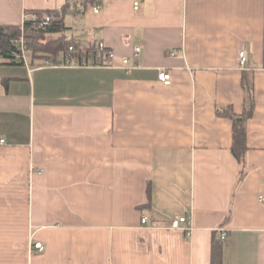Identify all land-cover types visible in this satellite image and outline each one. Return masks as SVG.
<instances>
[{
    "label": "crops",
    "instance_id": "crops-1",
    "mask_svg": "<svg viewBox=\"0 0 264 264\" xmlns=\"http://www.w3.org/2000/svg\"><path fill=\"white\" fill-rule=\"evenodd\" d=\"M135 1L0 0V25L59 12L52 38L114 55L0 57V264H264V0ZM244 74L241 164L219 111L243 116Z\"/></svg>",
    "mask_w": 264,
    "mask_h": 264
},
{
    "label": "trees",
    "instance_id": "trees-1",
    "mask_svg": "<svg viewBox=\"0 0 264 264\" xmlns=\"http://www.w3.org/2000/svg\"><path fill=\"white\" fill-rule=\"evenodd\" d=\"M65 9L63 10V12ZM40 18L43 15H49L52 17L50 25L45 29H38V22L33 20H27L24 26H6L0 25V57L15 63L14 54L19 51V41L24 38L25 46L32 52L33 57L40 59H48L52 62H57L58 57L69 62L82 63L85 60L92 58L94 63L103 64L105 63L104 58H98L96 50H85L79 48L71 40L64 36L60 38H52L54 34L62 33L66 30L63 17L59 16V12H40L35 11ZM31 14V13H30ZM30 40L33 44L30 45ZM74 46L76 52L69 53V48ZM93 52V53H92ZM59 61V60H58ZM62 61V60H60ZM242 86L246 95V108L241 118L231 111V109H225L219 111V115L229 118L233 121V154L236 159L244 164L245 154L248 149L247 147V121L253 117L255 110V99H254V86L252 80L244 74L242 80ZM222 249L219 245L213 246L212 259L213 264H221Z\"/></svg>",
    "mask_w": 264,
    "mask_h": 264
},
{
    "label": "built area",
    "instance_id": "built-area-1",
    "mask_svg": "<svg viewBox=\"0 0 264 264\" xmlns=\"http://www.w3.org/2000/svg\"><path fill=\"white\" fill-rule=\"evenodd\" d=\"M144 0H136L134 2V9L135 10H139L140 9V6H141V3L143 2ZM95 12L98 13L99 12V7H96L95 8ZM27 20H33V21H36L38 22V29H45L47 28L51 21H52V17L49 16V15H43L41 18L36 14V13H31V14H25L24 15V18H23V25L24 26V23L25 21ZM18 48H19V51L16 52L14 54V60L17 62V63H25L26 62V59H27V52L29 51V49L25 46V40L24 38H22L20 41H19V44H18ZM140 51L141 49L138 48L136 49L135 51V55L136 56H139L140 54ZM76 52V48L74 46H71L69 48V53H70V56L71 54L75 53ZM96 55L98 58H106L107 60H112L114 58V55L113 53H107L106 52V48H105V45L104 44H100L97 51H96ZM174 55V53L172 54ZM248 60V57H247V54L246 52H241L239 54V62H240V66L243 68L246 64ZM81 66H88V62L85 60L83 61L82 63H79ZM124 65L127 66L129 68V65H130V61L129 60H125L124 61ZM159 81L164 84V85H171L172 83V76L170 73L166 72V71H161L160 74H159ZM0 144L1 145H4L5 144V140L4 139H1L0 140ZM261 200L264 201V197L261 196L260 197ZM141 223L142 225L146 228V227H149V218L144 216L141 220ZM166 229H170V230H177V231H182L184 233H187V234H190L193 230L192 226H191V217L189 216H180V217H176L175 219H173L171 222H170V225L166 227ZM228 234L226 233V231H223L222 232V240H225L227 238ZM30 251L32 253H43L45 251V246L43 243L41 242H37V241H34V236H32L31 240H30Z\"/></svg>",
    "mask_w": 264,
    "mask_h": 264
},
{
    "label": "rangeland",
    "instance_id": "rangeland-1",
    "mask_svg": "<svg viewBox=\"0 0 264 264\" xmlns=\"http://www.w3.org/2000/svg\"><path fill=\"white\" fill-rule=\"evenodd\" d=\"M33 44V41L32 40H30V45H32ZM31 52V51H30Z\"/></svg>",
    "mask_w": 264,
    "mask_h": 264
}]
</instances>
